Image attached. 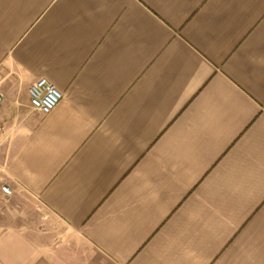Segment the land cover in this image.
Returning <instances> with one entry per match:
<instances>
[{"label":"crops","instance_id":"0c3cea01","mask_svg":"<svg viewBox=\"0 0 264 264\" xmlns=\"http://www.w3.org/2000/svg\"><path fill=\"white\" fill-rule=\"evenodd\" d=\"M0 93V264H264V0H0Z\"/></svg>","mask_w":264,"mask_h":264},{"label":"built area","instance_id":"2783aa9c","mask_svg":"<svg viewBox=\"0 0 264 264\" xmlns=\"http://www.w3.org/2000/svg\"><path fill=\"white\" fill-rule=\"evenodd\" d=\"M29 95L32 110L42 113L43 115L51 114L64 99L62 92L47 79H40L35 82L29 89ZM3 101L4 97L0 93V107ZM3 132L4 126L0 122V137ZM2 190L6 195L12 194L11 189L7 186H3Z\"/></svg>","mask_w":264,"mask_h":264},{"label":"rangeland","instance_id":"374dc122","mask_svg":"<svg viewBox=\"0 0 264 264\" xmlns=\"http://www.w3.org/2000/svg\"><path fill=\"white\" fill-rule=\"evenodd\" d=\"M39 212V211H38ZM40 213V212H39ZM43 217L45 218V216L43 215Z\"/></svg>","mask_w":264,"mask_h":264}]
</instances>
